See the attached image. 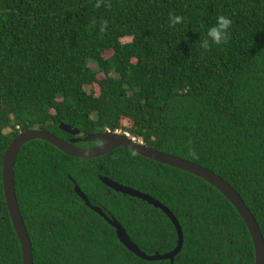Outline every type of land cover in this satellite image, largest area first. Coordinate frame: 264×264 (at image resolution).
Returning a JSON list of instances; mask_svg holds the SVG:
<instances>
[{"label":"trees","instance_id":"1","mask_svg":"<svg viewBox=\"0 0 264 264\" xmlns=\"http://www.w3.org/2000/svg\"><path fill=\"white\" fill-rule=\"evenodd\" d=\"M221 15L232 20L228 40L204 49ZM172 16L182 21L173 25ZM93 85L97 95L85 91ZM61 124L81 137L120 131L214 172L264 239V0H0V264L22 262L4 205V151L32 127L73 138ZM13 171L33 264H170L129 252L72 191L75 183L147 255L175 248V228L159 209L99 177L173 213L183 244L172 264H254L248 231L220 192L131 150L80 159L34 140Z\"/></svg>","mask_w":264,"mask_h":264},{"label":"water","instance_id":"2","mask_svg":"<svg viewBox=\"0 0 264 264\" xmlns=\"http://www.w3.org/2000/svg\"><path fill=\"white\" fill-rule=\"evenodd\" d=\"M59 129L66 134L71 135L73 138L69 140H63L46 130L32 127L20 131L11 140L3 154L1 166V181L4 196V205L7 209L8 216L20 245L22 257L21 264H33V254L31 242L28 237L27 230L25 228L24 221L22 219L16 199L13 170L16 157L20 150L24 147V145L34 140L44 141L55 147L65 155L80 159L98 158L108 154L116 148L123 147L151 161L188 172L189 174L200 178L201 180L214 187L218 192H220L222 196L234 208L236 213L243 221L250 236L253 246L254 264H264V239L253 214L247 208L243 199L234 190V188L214 172L190 161L148 147L140 141H137L134 138H130L129 135L125 133L105 131L99 134H88L84 137H81L79 131L67 125L61 124L59 125ZM79 142H92L96 145L85 148L77 147L76 143ZM99 180L107 188L117 193L134 197L143 202H146L148 205H151L156 209H159L170 220L175 228L177 235L175 248L170 252H166L164 254L155 253L151 256L147 255L146 253L139 250V248L130 240L124 228L114 217H108L98 206L91 205L86 195L75 183L72 191L84 202V204L88 208H90L101 218H103L105 222H107V224L114 229L118 241L129 252L145 261L168 260L170 264H172L175 255L179 253L183 244L181 227L179 226V223L173 213L166 206L145 193L139 192L127 186H123L106 177H99Z\"/></svg>","mask_w":264,"mask_h":264},{"label":"clouds","instance_id":"3","mask_svg":"<svg viewBox=\"0 0 264 264\" xmlns=\"http://www.w3.org/2000/svg\"><path fill=\"white\" fill-rule=\"evenodd\" d=\"M173 25L182 21L180 16L170 17ZM232 20L226 16H218L214 25L209 27L206 36L202 41V47L207 49L210 45H221L227 42L231 30Z\"/></svg>","mask_w":264,"mask_h":264},{"label":"rangeland","instance_id":"4","mask_svg":"<svg viewBox=\"0 0 264 264\" xmlns=\"http://www.w3.org/2000/svg\"><path fill=\"white\" fill-rule=\"evenodd\" d=\"M122 41H123V42H126V41H129V39H124V40H122ZM110 54H111V52H107V53L104 54V57H109ZM91 67L94 68V66H91ZM98 77H99V78H102V75L99 74ZM85 91L88 92V93L93 92V93H95V94L97 95V94H98V87H97L96 85L88 86V87H85ZM116 132L119 133L120 131H116ZM121 133H122V132H121Z\"/></svg>","mask_w":264,"mask_h":264}]
</instances>
